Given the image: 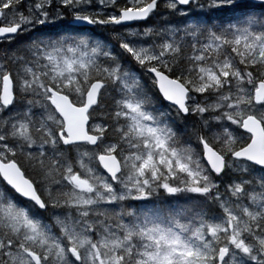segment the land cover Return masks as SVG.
<instances>
[{
	"label": "snow or ice",
	"instance_id": "1",
	"mask_svg": "<svg viewBox=\"0 0 264 264\" xmlns=\"http://www.w3.org/2000/svg\"><path fill=\"white\" fill-rule=\"evenodd\" d=\"M0 264H264V0H0Z\"/></svg>",
	"mask_w": 264,
	"mask_h": 264
},
{
	"label": "trees",
	"instance_id": "2",
	"mask_svg": "<svg viewBox=\"0 0 264 264\" xmlns=\"http://www.w3.org/2000/svg\"><path fill=\"white\" fill-rule=\"evenodd\" d=\"M191 11H193V12H196V11H198L197 10V8H195V7H193L192 9H191ZM232 15V13H216V14H214V17L216 18V19H224V20H227L230 16ZM203 18V17H202ZM161 20V19H160ZM159 20V21H160ZM152 20L151 19H149L148 20V22H151ZM65 23H67V20L65 21ZM155 23V22H154ZM157 23V22H156ZM142 26V25H141ZM93 29H95V28H88L87 27V30L88 31H90V32H92V33H94L95 35H94V38H100V39H105V38H107L108 37V35L105 33V31H98L97 29H95V30H93ZM4 47L6 46L7 47V44H5V45H3ZM13 47H15V45H13ZM176 201H169V202H165L164 203V207L166 208V207H168L169 206V203H171V204H174ZM160 206V204L159 203H156V204H152L151 203V206L152 207H157V206Z\"/></svg>",
	"mask_w": 264,
	"mask_h": 264
},
{
	"label": "rangeland",
	"instance_id": "3",
	"mask_svg": "<svg viewBox=\"0 0 264 264\" xmlns=\"http://www.w3.org/2000/svg\"><path fill=\"white\" fill-rule=\"evenodd\" d=\"M161 8L162 9H160V12L163 14V15H161V16H152L151 17V22H148V24L147 25H142L143 27H146V26H151L152 24H154V22L156 23H158L159 22V20L160 19H163L167 14L165 13V11H164V8H163V2L161 3ZM198 10V9H197ZM141 26V27H142ZM133 27H136V25H134ZM95 29H97L98 31H105V33L106 34H108L109 35V33H108V31L107 30H105V29H102V28H98V27H94ZM176 203V202H175ZM174 203V204H175ZM142 208L144 209V210H148V211H157V210H159L160 209V206L158 205L157 207H152L151 206V203H148V204H144V205H142Z\"/></svg>",
	"mask_w": 264,
	"mask_h": 264
},
{
	"label": "bare ground",
	"instance_id": "4",
	"mask_svg": "<svg viewBox=\"0 0 264 264\" xmlns=\"http://www.w3.org/2000/svg\"><path fill=\"white\" fill-rule=\"evenodd\" d=\"M162 7V6H161ZM162 9V8H161ZM143 27V26H142ZM93 30H95V29H93ZM96 31V30H95ZM108 35V34H107ZM6 47V46H5Z\"/></svg>",
	"mask_w": 264,
	"mask_h": 264
}]
</instances>
